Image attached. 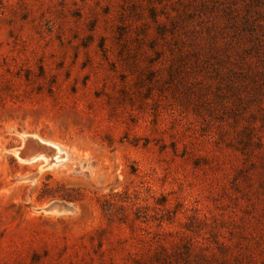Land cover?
<instances>
[{
	"label": "rangeland",
	"instance_id": "obj_1",
	"mask_svg": "<svg viewBox=\"0 0 264 264\" xmlns=\"http://www.w3.org/2000/svg\"><path fill=\"white\" fill-rule=\"evenodd\" d=\"M0 264H264V0H0Z\"/></svg>",
	"mask_w": 264,
	"mask_h": 264
}]
</instances>
